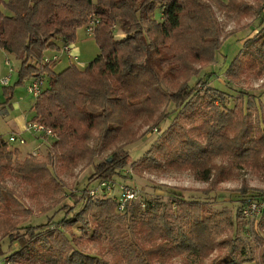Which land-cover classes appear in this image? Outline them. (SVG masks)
<instances>
[{
  "label": "trees",
  "instance_id": "obj_1",
  "mask_svg": "<svg viewBox=\"0 0 264 264\" xmlns=\"http://www.w3.org/2000/svg\"><path fill=\"white\" fill-rule=\"evenodd\" d=\"M214 5L228 13L255 11L264 23V0L256 6L247 0H0V48L22 63L17 83L5 87L4 107L24 81L43 73L48 82L33 106L31 121L51 128L55 138L41 143L44 158L42 151L39 157L31 153L17 168L33 196L52 197L63 188L53 174L58 165H93L90 182L114 180L132 162L126 147L138 141L135 126L139 122L153 121L158 128L172 115L180 120L186 112L190 130L182 126L179 131L172 125L157 150L170 157L171 169L190 171L208 183L201 190L204 194L209 195L230 175L228 166L216 162L218 158H230L249 168L264 166V125L253 123L242 105L227 106L226 93L209 85L214 71L201 73L204 67L218 64L224 44ZM93 17L100 20L94 30L100 54L84 69L72 64L61 72L53 69L55 65L39 73L31 70L48 50L59 52L75 44L77 30ZM117 25L124 34L121 38L115 35ZM262 66L264 34L258 41L247 40L224 75L228 83H237L248 70L261 74ZM20 148L0 145V227L5 226L0 256L9 254L14 263L254 262L236 239L228 236L216 241V232L233 226L234 220L225 211L212 213L206 201L183 193L173 192L176 211L172 214L164 202L144 199L146 207L132 203L121 212L113 197L91 196L96 184L72 193L73 204L62 217L53 215L36 225L19 227L11 214L20 203L4 175L22 156ZM102 148L112 153L95 163ZM155 158L144 162L157 163ZM247 191L244 186L242 192ZM247 197L264 198V192L243 198L238 217ZM76 225H81V235L74 231ZM97 241L106 242L102 256L80 250L85 242ZM4 242H8L7 249H3ZM259 247L255 264H264V238ZM220 249L224 253L207 262Z\"/></svg>",
  "mask_w": 264,
  "mask_h": 264
},
{
  "label": "rangeland",
  "instance_id": "obj_2",
  "mask_svg": "<svg viewBox=\"0 0 264 264\" xmlns=\"http://www.w3.org/2000/svg\"><path fill=\"white\" fill-rule=\"evenodd\" d=\"M247 2L256 6L258 0H247ZM214 7L220 23L224 44L220 52H218V64L214 68V76L209 85L226 93L225 103H227L229 108H234L237 104L242 105L244 111L251 115L253 123L260 122L264 125V66L260 68L261 74L257 71H246L242 79L237 83H228L226 75H224L237 52L240 51L241 47L243 48L246 45L247 40L254 37L255 41H258L261 35L264 34V23H261L255 11L228 13L223 10L221 11L216 5ZM156 17L161 19L160 11H157ZM85 26L77 30L75 42L77 48L75 52H78L79 58L77 61H71L75 62L80 69H83V67L87 66L100 54V49L94 35H90ZM235 34L238 37H242V43L240 40L232 39ZM115 35L117 38L124 36L118 25L115 27ZM1 49L0 53L3 56L0 55V135L8 138L11 134L21 131V127L14 124V121L19 117L24 120L29 116L30 108L37 99L27 90V86L31 83L29 79L16 86L10 104L4 107L7 95L5 94L6 86L1 83V80L10 75L9 86L15 85L19 78V70L22 63L15 55ZM46 55H53V51H48ZM69 63L70 60L66 58L65 54L61 55V60L57 62V65L55 64L54 69L56 72H61L68 67ZM35 66L31 67L34 73L36 72ZM210 66L202 69V75L204 73H213L210 71L212 69L209 68ZM45 86L48 87L47 81ZM169 109L170 107L167 108V110ZM185 114L187 115V112ZM185 114L180 117V120H177V114L166 119L158 126V133L154 132L157 126L154 125L153 121L149 124L139 122L135 126V130L140 137L137 142L126 147L131 153L132 162L123 168L120 174L112 180L117 185L113 188L111 197L116 198L120 194L121 185H134L140 189L142 197L146 202L150 200L164 202L166 204V211L169 214L176 211V205L173 204V192L183 193L188 198L195 197L204 200L207 202L210 212L225 211L227 216L234 220L232 227L225 226L220 232L215 233L216 241H222L228 236L236 239L239 248L246 251L248 256L254 260V262L243 264H255L259 257L260 239L264 238V215L252 220H245L242 216L238 217L237 214L242 206L243 198L247 195L264 192V166L249 168L239 165L230 158H218L216 162L224 163L228 166L230 175L227 180L216 185L209 195L204 194L201 190L207 189L209 187L208 183L197 180L195 175L190 171L171 169L168 166L170 157H164L157 150L159 146H163L168 134L171 133L170 127L172 125L175 124L176 130L179 131H182V126L190 130L191 125L185 118ZM24 136L27 138V142L20 145L22 156L15 162L13 167L6 170L4 175L6 185L15 190L20 203L11 214L12 220L19 227L36 225L53 215L56 218L62 217L65 214L66 207L73 204L72 193H79L80 189L84 187L92 188L97 184V181L90 182L89 180L94 172L93 165H81L76 168H66L58 165L53 168V174L57 180L63 183V188L55 191L52 197L42 194L33 196L32 187L21 177L17 168L25 157L37 149L41 141L27 132ZM41 151L43 152L42 158H44L46 156L44 146H42ZM111 153L112 149L102 148L95 163L110 156ZM153 156L156 157L157 163L144 162ZM126 175H129V177H123ZM244 186L248 189L247 193L242 192ZM98 195L99 198H109L110 196L104 191H99ZM80 208L81 205L79 206ZM0 216H2L1 209ZM81 228V225H76L74 226V231L78 235H81ZM4 230L5 226H1L0 241L2 240ZM7 244L8 242L2 244L3 249H7ZM105 245L106 242H85L80 247V250L93 256H102L105 253V249L103 248ZM223 253L222 249L215 251L207 262ZM0 264L18 263H14L9 258V254H6L0 256Z\"/></svg>",
  "mask_w": 264,
  "mask_h": 264
},
{
  "label": "built area",
  "instance_id": "obj_3",
  "mask_svg": "<svg viewBox=\"0 0 264 264\" xmlns=\"http://www.w3.org/2000/svg\"><path fill=\"white\" fill-rule=\"evenodd\" d=\"M100 22L98 17H93L92 20L85 26L90 35H94V30ZM66 55L67 59L71 61H77L79 56L74 51L73 44L64 46L61 51L53 52V55H45L40 64L36 65V72L45 71L46 67L57 64L61 60V55ZM9 62V61H8ZM79 62V61H78ZM75 63V62H74ZM11 76H7L1 80L4 86H9ZM46 83V76L42 73L40 77L32 78L31 83L27 86V90L30 94L37 99L44 91ZM25 132L30 133L35 138L39 139L40 145L34 150L33 156L39 157L42 149L41 143H48V140L55 138L54 131L39 121H28ZM154 132L158 133L159 129L155 128ZM27 142V139L18 133L11 134L8 138H4L0 135V145L16 144L23 145ZM117 185L114 181L102 180L90 191L91 196L98 197L99 191H104L106 194L112 196L113 188ZM121 192L115 198L118 201V210L123 212L130 204H140L142 207H146V202L143 201L142 192L134 185L123 184L120 186ZM264 214V198L262 197H247L243 203L242 216L246 220H252L258 216Z\"/></svg>",
  "mask_w": 264,
  "mask_h": 264
},
{
  "label": "crops",
  "instance_id": "obj_4",
  "mask_svg": "<svg viewBox=\"0 0 264 264\" xmlns=\"http://www.w3.org/2000/svg\"><path fill=\"white\" fill-rule=\"evenodd\" d=\"M258 31V30H257ZM236 39V40H240L241 41V43H242V37H238V35L237 34H235L234 36H233V38L232 39ZM73 48H74V51H75V49L77 48L76 47V44H73ZM2 50V49H1ZM48 51H52V50H48ZM47 51V52H48ZM61 51V50H60ZM1 52V51H0ZM46 52V53H47ZM54 52V51H53ZM77 54H78V52H76ZM238 53V52H237ZM0 55H2L3 56V54H1L0 53ZM79 55V54H78ZM66 56V55H65ZM67 58V57H66ZM69 60V59H68ZM9 64H10V62H9ZM72 64H75V63H73V62H71V60H70V63L68 64V67L70 66V65H72ZM57 65V64H56ZM55 65V66H56ZM55 66H54V68H55ZM86 67V66H85ZM85 67H83V69L85 68ZM53 68V69H54ZM67 68V67H66ZM209 68H212L210 71H215V69L214 68H216V66H213V65H211ZM55 70V69H54ZM2 77V76H1ZM29 80V79H28ZM30 81H32V78L30 79ZM35 104V103H34ZM13 105V104H12ZM15 105V104H14ZM34 106V105H33ZM33 106L30 108V114H29V116H27L24 120H22L20 117L19 118H17V119H15V121H14V124H17V125H19L20 127H21V131L18 133V134H22L23 136L25 135V129H26V125H27V123H28V121H30L31 120V118L33 117V115H34V109H33ZM6 107V106H5ZM25 137V136H24ZM26 138V137H25ZM27 139V138H26Z\"/></svg>",
  "mask_w": 264,
  "mask_h": 264
}]
</instances>
